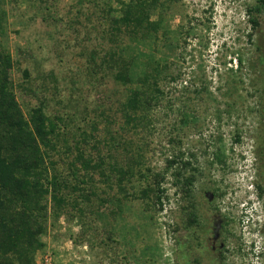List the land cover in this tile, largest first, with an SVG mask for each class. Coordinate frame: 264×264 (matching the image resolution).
<instances>
[{
  "label": "rangeland",
  "instance_id": "rangeland-1",
  "mask_svg": "<svg viewBox=\"0 0 264 264\" xmlns=\"http://www.w3.org/2000/svg\"><path fill=\"white\" fill-rule=\"evenodd\" d=\"M120 1L0 0L15 96L56 122L46 162L65 203L44 201L35 264H264V0H160L156 29L115 36ZM113 52L133 77L157 62L145 127L125 123L140 83L115 79ZM79 149L103 167L75 164ZM183 162L192 197L176 183ZM115 164L135 168L125 192ZM155 180L162 205L142 191Z\"/></svg>",
  "mask_w": 264,
  "mask_h": 264
},
{
  "label": "trees",
  "instance_id": "trees-1",
  "mask_svg": "<svg viewBox=\"0 0 264 264\" xmlns=\"http://www.w3.org/2000/svg\"><path fill=\"white\" fill-rule=\"evenodd\" d=\"M159 2L120 1L122 14L114 19L113 34L116 36L123 32L132 36L156 29L157 23L152 15ZM250 22L254 29L260 25L258 16L253 14ZM111 58L118 67L115 74L117 81L124 84L140 83V87L130 90L124 103L122 114L126 125L136 129L147 126L150 117L141 111L159 102L162 94L158 65H154L157 62L154 60L150 70L133 77V60L127 63L116 52L111 54ZM12 67L11 55L0 51V264H35L36 252L44 246L40 238L48 216V202L44 201H48L47 195L50 194L53 205L61 209L65 198L61 194L62 183L56 175H50L51 167L46 162L49 156L47 150L54 148L56 122L48 118L41 108H34L28 117L25 116L13 90L10 77ZM177 160L174 156L169 160L168 167ZM77 163L90 170L102 168L104 159L95 161L79 149ZM117 165H112L111 171L117 176L119 190L125 192V179L135 174V168ZM188 165L189 162H183L175 176L183 195L192 197L193 176H183ZM161 186V182L155 180L151 187L142 190L143 194L148 195L153 191L156 201L162 205L161 194L164 189ZM189 215L190 221H195L192 218L194 214L190 212Z\"/></svg>",
  "mask_w": 264,
  "mask_h": 264
}]
</instances>
